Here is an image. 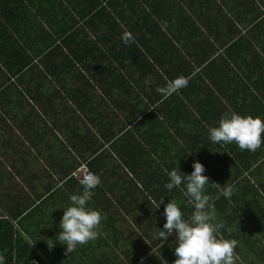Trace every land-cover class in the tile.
<instances>
[{
	"label": "trees",
	"instance_id": "1",
	"mask_svg": "<svg viewBox=\"0 0 264 264\" xmlns=\"http://www.w3.org/2000/svg\"><path fill=\"white\" fill-rule=\"evenodd\" d=\"M125 31L135 43H123ZM181 76L189 82L179 92H157ZM0 106V185L13 179L10 167L59 225L70 197L83 191L70 176L86 163L101 180L87 206L103 216L98 238L66 253V245L46 243L59 233L54 222L23 237L0 211L4 264H174L175 231L154 238L164 206L180 202L185 219L194 208L185 184L164 187L167 172L186 176L200 161L193 152L205 160L220 151L208 128L224 113L264 117V0H0ZM151 124L160 128L149 133ZM224 151L246 165L258 153L234 143ZM262 171L259 163L252 176L264 191ZM54 174L70 178V195ZM241 178L232 177L231 198L214 209L218 231L235 225L228 238L253 249L262 244L264 198ZM244 217L256 225L237 227ZM235 253L236 264L247 262L248 250Z\"/></svg>",
	"mask_w": 264,
	"mask_h": 264
},
{
	"label": "clouds",
	"instance_id": "2",
	"mask_svg": "<svg viewBox=\"0 0 264 264\" xmlns=\"http://www.w3.org/2000/svg\"><path fill=\"white\" fill-rule=\"evenodd\" d=\"M166 25V21L162 22V30H166ZM121 39L125 45L135 43V38L129 31H125ZM188 82L185 77H177L168 81L166 86L157 88V92L168 97L186 87ZM150 83V80H145V84ZM208 134L213 143L222 145L234 143L241 151L255 153L264 144V119L251 115L242 116L234 111L226 112L220 118L218 127L208 128ZM193 169L194 171L186 176L182 175L179 169L167 172L169 182L164 187L171 191L186 182L183 194L188 198L187 202L194 211L185 219L177 202L171 200L164 206L166 222L163 224V230L155 234L154 238L166 240L175 231L177 246L174 250L176 257L174 264H236L235 248L238 242L235 239L219 238L217 233L223 225L213 223L216 220V213L210 203V196L205 194V186L209 184V178L203 174L205 167L195 162ZM70 178L75 180L72 175ZM77 179L83 191L81 194L72 195L70 206L63 208L59 233L55 240L46 241L49 249L59 243L66 245V253H72L78 246L87 245L99 236L102 213L88 207L87 204L91 199L92 190L101 184V180L91 170L79 174ZM232 194L231 186H226L222 192L225 198H231ZM163 203L161 199L156 208ZM164 262L166 264V261ZM0 264H4L3 255H0Z\"/></svg>",
	"mask_w": 264,
	"mask_h": 264
},
{
	"label": "crops",
	"instance_id": "3",
	"mask_svg": "<svg viewBox=\"0 0 264 264\" xmlns=\"http://www.w3.org/2000/svg\"><path fill=\"white\" fill-rule=\"evenodd\" d=\"M147 94H152L151 96L158 97V95L154 92H148ZM157 115L159 114L158 110L156 111ZM232 112V111H231ZM264 119V117H260ZM149 129V133L154 131V128H160V126H156L151 124ZM181 140V139H180ZM150 142V140H149ZM151 142H155L154 138H151ZM185 141L183 140V143ZM217 147L216 149H220L219 152H216L213 157H204L205 160L199 159L201 156L197 153V151L193 152L189 158L200 160L199 163L203 164L205 167V175L209 178V184H207L210 188L209 195L210 196V203L213 204V207L216 208V201L217 199L223 197L222 192L226 186H231L232 177L235 175L241 176L242 180L245 181L246 185L252 189V186H256L258 189V193L264 198V191L260 185L259 181L261 180L260 177L256 176L253 177L252 174L255 170L256 166L261 163L264 166V144L261 145V148L257 150L255 159H249V165L244 164L242 160L238 158H234L233 155L229 154L228 151H224V148H227V145H222L218 143H214ZM232 146V144H230ZM194 150L197 147L193 148ZM226 155V156H225ZM183 162L186 159V154L182 156ZM191 159V160H192ZM177 161V160H175ZM169 164H172L173 160L168 161ZM223 166L226 167L227 173H222ZM176 169V168H175ZM8 173L13 176L7 177L8 182L6 185H0V211L3 214V218L8 220L12 227L14 228L15 234H22L23 237H28L27 232L31 235V232L37 231L40 229L42 232V228H38L42 222L46 221V223L54 222L56 225L55 229L60 231L59 225L57 224V218L52 217L50 214L53 212V208L47 207L45 205H41L38 201V198H35L34 192L29 188L25 181L22 179L23 176L18 175L15 171H13L10 167L7 169ZM263 176L261 185L264 186V171L260 172ZM54 182H56V188L62 187L65 191L70 195L68 191V187H66L65 180L68 181L70 178H63V181H60V178L57 174H54L52 177ZM235 180V179H234ZM247 180V181H246ZM186 186V182H185ZM232 187V186H231ZM253 190V189H252ZM262 190V191H261ZM40 192V191H39ZM256 194L257 192L254 190L253 192ZM28 206V209L26 207ZM223 211V209H222ZM22 212V215H21ZM219 210L215 209L217 224H221V215L219 214ZM224 212V211H223ZM214 224L215 221L213 222ZM237 227L247 225L245 221L241 223ZM235 227V225L229 226L228 231L225 233L226 237L222 236V234L218 231L217 235L219 238L223 239H234L228 238L230 236V231ZM250 227V226H248ZM50 229L51 225H50ZM262 231L257 233L256 238L262 240V244H257L256 248L250 249L252 244L247 242H238L239 240L236 238L237 247L241 248L242 250H248V259L247 262H241L240 264H261V261H264V254L261 252L262 246L264 245V226H262ZM221 235V236H220ZM240 259H238L239 262ZM238 264V263H237Z\"/></svg>",
	"mask_w": 264,
	"mask_h": 264
},
{
	"label": "rangeland",
	"instance_id": "4",
	"mask_svg": "<svg viewBox=\"0 0 264 264\" xmlns=\"http://www.w3.org/2000/svg\"><path fill=\"white\" fill-rule=\"evenodd\" d=\"M0 110H1V106H0ZM10 124L13 125V122L11 121ZM180 204H181V203L179 202L178 205H180ZM244 219H245V223H246L248 226H250V227H254V226L256 225L255 221H253V220H251V219H249V218H245V217H244ZM241 223H243V218H242V220H241ZM237 225H240V223H238ZM241 230L244 231V232H246L247 234H250V233L253 231V228H250V229L241 228ZM220 236H221V235H220ZM222 236H224V238H225V237H226V234H225V235H222Z\"/></svg>",
	"mask_w": 264,
	"mask_h": 264
},
{
	"label": "built area",
	"instance_id": "5",
	"mask_svg": "<svg viewBox=\"0 0 264 264\" xmlns=\"http://www.w3.org/2000/svg\"><path fill=\"white\" fill-rule=\"evenodd\" d=\"M85 171H90V169L87 167V165H82L72 174V177L79 182L77 176Z\"/></svg>",
	"mask_w": 264,
	"mask_h": 264
}]
</instances>
